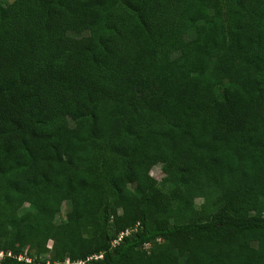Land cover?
Masks as SVG:
<instances>
[{"label":"trees","instance_id":"1","mask_svg":"<svg viewBox=\"0 0 264 264\" xmlns=\"http://www.w3.org/2000/svg\"><path fill=\"white\" fill-rule=\"evenodd\" d=\"M0 252L264 264V0L0 5Z\"/></svg>","mask_w":264,"mask_h":264},{"label":"rangeland","instance_id":"2","mask_svg":"<svg viewBox=\"0 0 264 264\" xmlns=\"http://www.w3.org/2000/svg\"><path fill=\"white\" fill-rule=\"evenodd\" d=\"M12 1L13 0H0V5L4 8L8 6V4H10ZM145 170L149 173L151 177H153L156 180L157 185L161 189V191L166 192L168 190L169 187L163 181L165 174L163 173L162 167L160 165H148L145 168ZM217 200H218L217 194H214L208 197L207 199H205L204 197H196L194 199V207L197 210V212L200 214L204 215L207 213H211L215 208L214 204L216 203ZM69 206H70L69 202H64L62 204L60 215L56 219L57 222H61L65 220V215H66V212ZM27 209L28 207L24 206L19 210V213L22 214L26 212ZM49 246H50V243H49ZM148 248L149 246L144 247V250L148 251L149 250Z\"/></svg>","mask_w":264,"mask_h":264},{"label":"built area","instance_id":"3","mask_svg":"<svg viewBox=\"0 0 264 264\" xmlns=\"http://www.w3.org/2000/svg\"><path fill=\"white\" fill-rule=\"evenodd\" d=\"M129 233H130L129 230H126L124 233H121V234L118 236V238L112 242V246H113V247L116 246V245L120 242L121 238H122L123 236H127ZM4 256L11 257V253L4 254L3 252H0V259L3 258ZM93 258H95V259H96V258H101V255H99V256H95V257H93ZM16 259L19 260V261H20V260H24V261H26V262H29V261H30V259L27 258V257H25L24 255H19ZM66 263H68V261H66Z\"/></svg>","mask_w":264,"mask_h":264}]
</instances>
